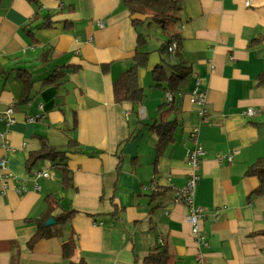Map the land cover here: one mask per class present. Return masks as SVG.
<instances>
[{"label": "crops", "instance_id": "0c3cea01", "mask_svg": "<svg viewBox=\"0 0 264 264\" xmlns=\"http://www.w3.org/2000/svg\"><path fill=\"white\" fill-rule=\"evenodd\" d=\"M244 3L182 0L178 20L161 28L145 14L132 15L123 0H0V110L14 107V122L6 127L0 121L12 147L0 148V157L17 180H9L5 191L0 182V264H66L61 243L70 232L77 238L74 259L83 257L85 264H146L143 257L158 244L172 264H196L188 208L171 202L186 183L185 151L193 146L195 125L204 150L194 193L205 209L203 260L264 264V196H250L258 178L245 172L264 157V82L258 83L264 73V0ZM48 14L51 26L38 27ZM133 17L144 22L134 27ZM138 33L139 49L149 52L148 64L137 69L143 98L117 101L112 83L132 65ZM173 35L177 49L170 56L164 43ZM174 64L191 72L167 102L153 77L156 66L170 72ZM58 68L63 75L46 83ZM21 69L31 74L26 99L17 77ZM196 78L206 93V124L189 96ZM247 107L256 113L244 115ZM161 120H176V126L173 140L157 154L150 125ZM40 137L67 151L72 186L62 183L61 164H27ZM69 139L77 145L68 146ZM34 170L49 173L37 178L39 189ZM19 182L25 186L21 194L15 190ZM155 187L162 194L151 200ZM46 195L74 212L65 224L47 225V234L30 247Z\"/></svg>", "mask_w": 264, "mask_h": 264}, {"label": "trees", "instance_id": "16d2710c", "mask_svg": "<svg viewBox=\"0 0 264 264\" xmlns=\"http://www.w3.org/2000/svg\"><path fill=\"white\" fill-rule=\"evenodd\" d=\"M30 3L37 5V0H28ZM182 0H123L128 7L130 13L145 14L144 19H148L149 22L158 24L161 28H165L166 24L170 20H178V12L180 10V4ZM38 13L35 12L33 20L37 17ZM134 27L144 22L143 19L133 17L131 19ZM52 21L50 15H46L38 27H49ZM28 35H32L31 29L24 27ZM177 35L171 36L165 41V47L172 41ZM142 34L138 33V45L132 56V65L122 71L113 80V93L117 101L130 100L133 102H140L143 98V87L138 84L137 69L138 67H144L148 64L149 52L141 51L139 45H141ZM46 52L43 53L44 56ZM190 67L174 64L171 67L170 72L163 69L162 66L155 67L154 81L155 85L164 88L165 91H170L173 95L179 92L181 83L190 74ZM61 69H55L47 78L46 83H56V80L63 75ZM17 77L22 81L24 86V99L27 98V91L32 82L31 74L21 69L17 72ZM264 82V73L260 74L258 83ZM176 126V120H161L155 121L150 125V129L157 135L156 153L159 154L161 150L173 140L174 129ZM41 144L39 148L31 151L27 156V164L31 167L36 161L40 159H49L53 164H61L62 167V183L70 187L72 186L71 177L69 176V169L66 166L65 159L67 158V151L59 149L58 147L50 144L44 137H40ZM68 146H76L77 143L73 139L67 141ZM73 151H80L77 148ZM246 174L254 175L258 178V184L255 189L250 193L255 196H264V157L256 158L246 169ZM162 194L158 187L150 193L151 200L159 197ZM46 209L44 213L35 219L36 231L28 240V245L32 247L40 238L47 234L49 226L45 224L50 213L60 208L59 203L51 195H46L45 198ZM74 209L65 210L60 208L59 212L54 215L56 223L65 224L72 216ZM77 247V238L73 232L67 236L61 243L62 257L66 264H85L83 257L74 259V253ZM143 261L146 264H172V257L163 245H156L152 247L147 254L143 257Z\"/></svg>", "mask_w": 264, "mask_h": 264}, {"label": "built area", "instance_id": "2783aa9c", "mask_svg": "<svg viewBox=\"0 0 264 264\" xmlns=\"http://www.w3.org/2000/svg\"><path fill=\"white\" fill-rule=\"evenodd\" d=\"M246 6L250 5V0H245L244 3ZM177 49V42L171 41L167 46V51L170 56H173ZM190 100L196 105L197 113L200 118L201 124L209 123L210 115L208 109L206 107V93L205 90L200 87V80L198 78L195 79L194 86L191 89ZM165 99L167 102H172L174 99V95L170 91H166ZM14 107L12 104L7 106L4 110H0V121H4L6 127L11 125L14 122L13 117ZM246 116H253L256 111L252 107H247L243 111ZM32 119V118H29ZM199 125H195L190 130V133L193 137V146L186 149L185 157L188 165V173L187 179L184 186L175 189L174 196L171 202L181 203L187 206L188 212L185 215L186 221L190 224L191 234L194 238L198 246V251L195 254L196 264H206L203 260V252L201 248H207L208 242L206 240V234L201 227V221L204 218L205 209L202 206H199L194 201V193L197 183L200 179V165L202 161V156L204 155V150L201 144L198 142L196 138V133L198 131ZM6 130L0 131V148L6 150H12V147L9 145L8 137ZM226 159L228 161L232 158V152L227 153ZM217 160L221 161L222 156H217ZM49 175L47 170H34L31 173L32 178L35 181V188L39 189L40 185L37 182V178L39 177H47ZM16 180L14 174L7 168L6 159L4 157H0V182L1 189L5 191L8 188V181ZM15 190L17 193L21 194L25 190V186L23 183H17ZM217 214H215V218ZM159 241L161 242V237L159 236Z\"/></svg>", "mask_w": 264, "mask_h": 264}, {"label": "water", "instance_id": "95a60500", "mask_svg": "<svg viewBox=\"0 0 264 264\" xmlns=\"http://www.w3.org/2000/svg\"><path fill=\"white\" fill-rule=\"evenodd\" d=\"M55 222L54 218L53 217H49L46 219L45 221V224L46 225H50V224H53Z\"/></svg>", "mask_w": 264, "mask_h": 264}, {"label": "rangeland", "instance_id": "374dc122", "mask_svg": "<svg viewBox=\"0 0 264 264\" xmlns=\"http://www.w3.org/2000/svg\"><path fill=\"white\" fill-rule=\"evenodd\" d=\"M173 22H174L173 20H170V21L168 22V25H170V26L173 25ZM154 27H155V26H154ZM155 28L157 29V27H155ZM158 29H159V28H158ZM155 40H156V36L153 35V36L151 37V41H155Z\"/></svg>", "mask_w": 264, "mask_h": 264}]
</instances>
